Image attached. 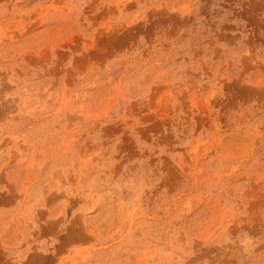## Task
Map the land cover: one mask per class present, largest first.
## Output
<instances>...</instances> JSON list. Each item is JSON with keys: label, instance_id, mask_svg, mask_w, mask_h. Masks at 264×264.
<instances>
[{"label": "rangeland", "instance_id": "rangeland-1", "mask_svg": "<svg viewBox=\"0 0 264 264\" xmlns=\"http://www.w3.org/2000/svg\"><path fill=\"white\" fill-rule=\"evenodd\" d=\"M0 264H264V0H0Z\"/></svg>", "mask_w": 264, "mask_h": 264}]
</instances>
